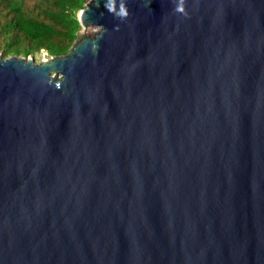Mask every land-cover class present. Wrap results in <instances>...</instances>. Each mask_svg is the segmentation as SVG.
<instances>
[{
    "label": "water",
    "instance_id": "obj_1",
    "mask_svg": "<svg viewBox=\"0 0 264 264\" xmlns=\"http://www.w3.org/2000/svg\"><path fill=\"white\" fill-rule=\"evenodd\" d=\"M104 2L0 52V264H264V0Z\"/></svg>",
    "mask_w": 264,
    "mask_h": 264
},
{
    "label": "trees",
    "instance_id": "obj_2",
    "mask_svg": "<svg viewBox=\"0 0 264 264\" xmlns=\"http://www.w3.org/2000/svg\"><path fill=\"white\" fill-rule=\"evenodd\" d=\"M87 0H0V52L66 54L81 30L76 12Z\"/></svg>",
    "mask_w": 264,
    "mask_h": 264
},
{
    "label": "clouds",
    "instance_id": "obj_3",
    "mask_svg": "<svg viewBox=\"0 0 264 264\" xmlns=\"http://www.w3.org/2000/svg\"><path fill=\"white\" fill-rule=\"evenodd\" d=\"M117 0H105L104 8L109 14H112L116 19L123 22L129 15V9L126 7V0H119V8L117 9ZM173 12L178 15H182L185 18H190L189 11H186L185 0H172ZM95 7H100V0H95ZM84 15V9H80L76 12V19L81 20V17ZM103 15V13H101ZM120 25H116L115 30H119ZM56 88L59 89L60 85L57 84Z\"/></svg>",
    "mask_w": 264,
    "mask_h": 264
},
{
    "label": "rangeland",
    "instance_id": "obj_4",
    "mask_svg": "<svg viewBox=\"0 0 264 264\" xmlns=\"http://www.w3.org/2000/svg\"><path fill=\"white\" fill-rule=\"evenodd\" d=\"M98 29H99L98 26L94 24H88L87 26L82 28L80 35L81 37L82 36L91 37L93 34L97 32ZM33 58L35 59L36 63H39L40 61L48 58V55L45 52H40L36 54L35 56H33Z\"/></svg>",
    "mask_w": 264,
    "mask_h": 264
}]
</instances>
